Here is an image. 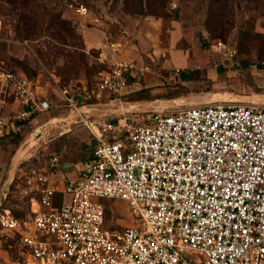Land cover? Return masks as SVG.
Returning <instances> with one entry per match:
<instances>
[{
	"label": "built area",
	"instance_id": "1",
	"mask_svg": "<svg viewBox=\"0 0 264 264\" xmlns=\"http://www.w3.org/2000/svg\"><path fill=\"white\" fill-rule=\"evenodd\" d=\"M74 11L89 17L83 5ZM90 23L101 24L98 17ZM106 47L100 61L108 69L91 86L58 88L63 106L89 130L87 106L150 71L118 41ZM211 47L235 56L220 42ZM1 94L17 105L12 121L52 107L21 72L0 69ZM124 125L103 128L118 133L113 140L91 131L92 158L75 176L55 179V156L49 168L23 170L28 215L0 213V242H15L11 264H264V105L205 103ZM0 128L12 122L0 119ZM107 200L123 202L134 223L109 227Z\"/></svg>",
	"mask_w": 264,
	"mask_h": 264
},
{
	"label": "rangeland",
	"instance_id": "2",
	"mask_svg": "<svg viewBox=\"0 0 264 264\" xmlns=\"http://www.w3.org/2000/svg\"><path fill=\"white\" fill-rule=\"evenodd\" d=\"M80 5L88 9L89 17L83 18L74 11ZM57 13L81 40L76 35L69 36L68 27L57 21ZM147 14L162 18L157 43L160 50L156 53L146 48L147 42H138L140 33L135 19ZM93 17L100 19L99 26L90 23ZM52 19L55 23L50 25ZM92 29L105 35L99 33L95 46L87 48L82 32ZM112 40L121 41V47L127 45L131 57L148 65L150 72L119 94H105L100 102L87 106L89 110L83 115L92 124L89 130L63 106L58 88H75L81 83L91 86L108 69L99 54ZM80 42L84 50H78ZM219 42L225 49L235 51L232 59L211 47ZM174 49L195 54L206 51L209 62L202 69L192 64L196 68L189 73L191 79L183 81L182 69L165 65L172 61ZM242 61L247 63L245 67ZM263 62L264 0H0V69L32 75L52 105L49 113L17 126L16 133L22 135L17 145L1 138V166L6 167L12 157L18 156L26 159L24 167L29 163L31 168H49V160L55 156L59 162L53 172L66 164L75 168L91 153L95 146L91 143H97L92 132L101 134V139L119 137L114 130L103 131L109 124L124 131V123L146 124L152 114L167 115L205 103L262 106ZM20 64L28 69H22ZM0 99L5 100L0 119L11 123L10 98L1 94ZM21 172L15 173L16 182L9 186L0 204V213L3 208L8 209L18 219L29 208L22 192L25 187ZM104 208L109 227L134 223L123 202L107 200ZM14 252L13 240L0 242V264H11Z\"/></svg>",
	"mask_w": 264,
	"mask_h": 264
},
{
	"label": "crops",
	"instance_id": "3",
	"mask_svg": "<svg viewBox=\"0 0 264 264\" xmlns=\"http://www.w3.org/2000/svg\"><path fill=\"white\" fill-rule=\"evenodd\" d=\"M135 22L139 26L137 28L139 33H140L138 36V42L140 43L141 40H142V42H147L148 46L146 45V48L148 50H152L153 53H156L157 51H159L160 47L157 43L160 40V29H159V27H160V24L162 22V18L147 14V15H144L142 17H137L135 19ZM172 23H175V21L173 20ZM174 26H175V28H177L178 25H174ZM94 31L95 30L92 29L91 31H88L87 33L82 32V37L84 39V43H85V46L87 48L95 46L94 43L96 41L94 39H96V37H99V33L101 35L102 34L105 35L102 32L98 31L97 33H95ZM172 37H170V38H172ZM171 41H173L174 43L176 42L174 40V38H172ZM118 42L121 43V41H118ZM156 44H157V47L155 48ZM121 45H122V43H121ZM124 45H126V44L124 43ZM104 48L105 49H103V51H101L99 54L100 60H102L104 57H106L110 54V50L106 47V44L104 45ZM168 48L170 49L171 46H168ZM121 51L123 54L131 57L130 53L132 54V52H131V49L129 47H127V45H126V47L123 46ZM205 52L201 53V54H199V53L195 54V52L191 53L189 50L174 49L173 59H172V61H170L171 63L168 62V63H165V65L176 66V68L183 70V69H188V68L194 69V68H196V66H192V64H195V65L201 66V69H202V66L207 65L209 62V61H207L208 57L206 56L207 54ZM208 54H209V52H208ZM39 88L42 92H44L43 87L41 85H39ZM0 104H1L0 108L3 109L5 106V100L0 99ZM10 106H11L10 111H15L17 109V105L15 103H13V101L11 99H10ZM5 110H6V108H5ZM12 128H10V129H12ZM0 133H1V131H0ZM10 160L11 161H10L9 165H7L6 167H4V165L1 166L2 164L0 163V204H1V200L3 199V195L7 194V190L9 189V186L11 184H15V182H16L15 181V173L18 170L19 171L22 170L19 167L20 163L26 159H21L18 156H14ZM0 162H1V160H0ZM71 166H72V164L71 165H68V164L63 165L62 167H60L61 170L59 169V170H57V172L52 173L53 177L57 180H62V178L65 176H67V177L75 176L81 167V163L78 164L75 168L71 167Z\"/></svg>",
	"mask_w": 264,
	"mask_h": 264
},
{
	"label": "trees",
	"instance_id": "4",
	"mask_svg": "<svg viewBox=\"0 0 264 264\" xmlns=\"http://www.w3.org/2000/svg\"><path fill=\"white\" fill-rule=\"evenodd\" d=\"M56 17H57V21H59L60 23H62L63 25H66L67 27H68V29H69V31H67V33L69 34V36H71V37H74V35H76L79 39H80V37L74 32V30H72V27L70 26V24H68V23H66L65 22V20H63V19H61V17H60V14L59 13H57L56 14ZM52 23H55V21H54V19H52V21L49 23L50 25L52 24ZM81 40V39H80ZM78 50H84V46H83V43L82 42H80V48L78 49ZM82 57H84V54L82 55ZM81 60H83V58H81ZM21 65V68L22 69H28L27 67H25V66H23L22 64H20ZM241 65L243 66V67H245L246 65H247V63L245 62V61H242L241 62ZM262 65H263V67H264V62L262 63ZM262 65H259V68H261L262 67ZM188 73H185L186 71H183V70H181L180 71V78L183 80V81H188V80H190L191 79V77H190V72H192L193 71V69H190V68H188ZM27 71V70H26ZM21 73H23L30 81H32V82H35V78H33V76L31 75V76H29V74L28 73H24V72H21ZM136 79L137 78H134V77H129L128 79H127V83L128 84H130V85H132L135 81H136ZM50 111H51V109H50ZM49 113V112H48ZM30 121H32V119L30 118V119H24V120H15V121H12V129H9L8 131H6V130H1L2 132L1 133H3V135L0 137V140H2L1 138H6V143H13V144H15V145H17L19 142H20V140L22 139V135L19 133V132H17L16 133V128H17V126H19V125H23V124H25V123H29ZM15 122H16V124H15ZM16 126V127H15ZM5 140V139H4ZM94 145H96V142H92L91 143V146H94ZM92 151H93V149H92ZM92 151H91V153L81 162V164L84 162V161H86V160H91V158H92ZM27 161H22L21 163H20V165H19V167H20V169H22V170H28V169H30L31 168V164H29V163H27V165L24 167V165H25V163H26ZM32 162H35L34 161V159L32 160ZM24 164V165H23ZM27 196V195H26ZM27 199H28V196H27ZM29 201V200H28ZM28 213H29V208H28V210H27V212H26V214H25V216H23V218H25L27 215H28ZM15 218H17V217H15ZM14 257H15V252H14V255H13ZM13 257V258H14Z\"/></svg>",
	"mask_w": 264,
	"mask_h": 264
},
{
	"label": "water",
	"instance_id": "5",
	"mask_svg": "<svg viewBox=\"0 0 264 264\" xmlns=\"http://www.w3.org/2000/svg\"><path fill=\"white\" fill-rule=\"evenodd\" d=\"M53 121H55V120H53Z\"/></svg>",
	"mask_w": 264,
	"mask_h": 264
}]
</instances>
